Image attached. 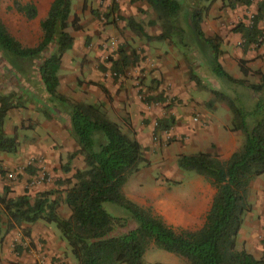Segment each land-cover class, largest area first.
I'll list each match as a JSON object with an SVG mask.
<instances>
[{"label":"trees","instance_id":"obj_1","mask_svg":"<svg viewBox=\"0 0 264 264\" xmlns=\"http://www.w3.org/2000/svg\"><path fill=\"white\" fill-rule=\"evenodd\" d=\"M144 1L153 14L148 24L158 25V36H147L131 18L120 19L129 30L147 41H168L179 50L194 49L209 74L228 88L226 92L210 91L212 100L207 105L224 103L231 116L228 130L243 136L242 144L226 162H220L214 153L202 152L176 158L179 170L202 177L215 190L201 228L193 232L175 231L122 194L127 179L141 164H146L142 148L128 124L127 133H123L117 124L106 118L101 104L70 102L57 92L61 58L73 45L67 30L77 32L80 26L75 16L70 18L71 0H52L38 24L41 36L33 47H23L0 22V56L13 70L18 82H26L33 63L53 45V51L40 61L36 70L46 94L43 113L55 111L65 115L70 137L77 146V151L67 156L63 171L68 172L75 155L82 157L83 169L58 182L52 193H36L32 199L25 193L14 199L0 196V242L4 234L21 224L42 221L54 225L75 264H144L142 257L149 245L183 259L186 264H264V255L255 259L244 250L234 248L243 216L250 210L249 185L264 174V72H254L252 76H257L259 82L251 84L246 81L250 71L245 61L236 62L240 79H234L221 67L218 61L220 38L216 35L205 37L200 29L209 7L217 0H191L190 7L185 6L183 0ZM254 1L220 0L221 8L231 11L238 6L249 7ZM12 9L28 21L37 15L36 8L29 3L12 0ZM116 11L114 5L110 12ZM230 31L240 35L243 50L258 45L259 38L264 35V0H257L249 24L238 22ZM119 49L117 59L110 64L112 72L136 62ZM188 79L199 87L196 75L189 73ZM237 88L251 94L252 106L247 107L249 97L243 96ZM99 89L107 96L102 87ZM160 97L150 100L161 102ZM16 100L14 93L0 95V153L9 155L16 153L18 143L15 134H4L3 125L8 111L16 107ZM173 125L171 116L158 119L154 135L170 130ZM58 188L62 200L50 199ZM60 202L69 211L67 218L57 213ZM106 205L110 212L105 209ZM118 211L121 216L114 215Z\"/></svg>","mask_w":264,"mask_h":264},{"label":"crops","instance_id":"obj_2","mask_svg":"<svg viewBox=\"0 0 264 264\" xmlns=\"http://www.w3.org/2000/svg\"><path fill=\"white\" fill-rule=\"evenodd\" d=\"M107 1L88 0L87 5L92 9L99 4L104 7ZM116 2L118 3L116 11L118 16L124 19L131 18L149 37H156L160 34L157 24L150 28L147 26L148 22L153 20V15L151 16V9L144 0H116ZM251 6L253 7V5L249 7L238 6L231 11L221 8V2L217 0L209 7L200 24V29L205 37L216 35L222 40L220 49L223 54L219 63L222 68L225 67V71L231 77L234 79L242 78L236 62L243 60L250 71L247 78H252L251 84H257L259 82L258 77H253L252 74L256 71L264 72V49L260 48L256 54L254 51L242 53L237 47L241 43V37L239 34L230 31L233 26L228 24V18L225 14L229 12L238 18H241L242 15L254 14L255 10H251ZM205 19L208 20L209 27L203 26ZM241 22L244 23L245 21L242 20ZM107 31L105 29L104 35L107 34ZM109 32L110 40L101 44L102 51L94 53L91 50L87 51L89 55L84 58L85 64L94 63L99 58L106 57V53L113 48H122L123 50L128 48L130 52H134V56H131L130 52H125V54L132 59L134 58L136 62L132 66L120 69L122 74L117 73L116 80H112L111 77H115L112 76L115 72L108 69L107 63V71L96 70L93 71L92 75H89V72L80 68L83 55L74 56L69 59L71 70L66 72V81L70 83L71 91L76 88L73 73L85 83L81 85L80 91L78 89V92L72 95L60 90L64 64L68 60L66 52L61 58L57 72V92L70 102L101 104V109L106 118L117 124L123 133H127L126 124H128L134 139L142 148L143 159L146 164H141L138 171L127 179L125 187L122 188V194L129 202L141 209H148L153 216L159 217L166 224L171 225V222L174 224L184 223L185 217H189L190 214L191 198L190 195L178 194L179 189L183 186L182 182L186 172L176 167L177 156L191 155L197 152L214 153L220 162H226L242 144L243 136L239 132L228 130L231 116L224 103L214 102L211 107L207 108L203 102L207 103L212 100L211 95L204 97V100L194 97L199 94L194 88L195 85L188 80L186 69L180 62L182 58L178 48L168 41L139 40L138 36L127 28L125 21L116 25L113 32ZM138 55L140 56L138 57ZM141 57L144 58L141 59ZM74 70L75 72H73ZM159 76L164 79V82L162 84L152 83V88H150L151 80ZM100 87L106 91L107 96L100 91ZM83 89L86 93H83ZM157 95L161 96V102L150 100ZM248 97V102L250 97L253 101L250 93H248ZM174 99L180 100L181 103L178 105H175L174 101L170 103ZM147 100L149 101L147 102ZM250 103L252 102L250 101ZM189 111L201 113L202 122L200 119L198 120L202 124V131H194L197 129L194 127H200L201 124L191 123V118L188 119ZM56 113L54 111L52 118H50L52 123H47L44 118L36 116L34 119L39 123L38 127L43 133L42 139L47 136L53 137V140L60 145V150L51 151L48 147L43 146L33 148L28 153L29 159L35 160V165L40 167L42 171H46V175L51 172V168L55 165L51 160L54 154L51 153H59L60 156H64L77 151V146L68 131L66 116L58 113L62 115V117H58ZM169 116L173 118L174 126L168 131H159L154 135L156 121ZM63 118L66 119L67 127L61 130L58 126ZM184 121H188L186 126L183 124ZM3 132L8 136L5 133V126ZM180 135L184 136L183 143L175 142L168 145L170 140L178 141ZM77 156L75 155L74 159ZM81 158L80 166L73 170L70 168L65 174L71 172V177L75 171L83 169ZM39 176L40 172H38L37 177ZM29 179L26 183V189L29 192L26 195L34 193L32 195L34 196L43 187H41V183H36L35 176L29 177ZM170 182L178 184H171ZM179 183L182 184L179 185ZM13 186V190H16L22 187V183L13 184ZM255 188L258 189L257 192L260 191L258 199L252 204L250 212L246 213L242 220L235 238L234 248L237 251L244 250L257 259L261 253V246L256 244L255 239L260 232L264 219L262 216L264 211V174L250 183L249 191L251 193ZM214 193L215 190L202 178V224ZM68 216L69 211L62 218ZM28 228L29 236L25 239L35 246V251L32 253L33 259H22L24 261L22 264H34V261L36 262L40 258H43L46 264H75L65 242L60 239L58 231L50 224L41 225L35 222ZM237 244H239L238 247H236ZM1 257L2 259L7 257L3 254V250ZM2 264L8 263L3 262Z\"/></svg>","mask_w":264,"mask_h":264},{"label":"rangeland","instance_id":"obj_3","mask_svg":"<svg viewBox=\"0 0 264 264\" xmlns=\"http://www.w3.org/2000/svg\"><path fill=\"white\" fill-rule=\"evenodd\" d=\"M16 1L20 4L29 3L34 5L37 11V15L35 19L32 21H28L21 14L14 11V9H12V0H0V22L4 26L6 31L9 33V35L12 36L16 41H18L23 47H33L37 44L41 36V32L38 24L45 17L46 11L52 0H16ZM71 2L72 5H71L70 18L72 16H75L77 18L78 24L80 26V30L77 32H73L70 29L67 30L73 38V45L71 50L66 53L68 60L64 64V70H63L64 75L61 78L60 90H64L65 92H68V94L75 95L78 92V89L79 91L81 90V85L85 82L81 81L79 77L73 73L75 77L76 88L74 91L70 90L69 87L70 83H67L66 81V76H67L66 72L71 70L70 68L71 61L69 59H72L74 56L83 55V62L80 64V68L81 70L89 72V75H92L93 71L96 70L100 72L107 71L110 68V64L112 60L117 59L120 50L119 48L111 49L109 52L106 53V57L99 58L94 63L92 62L89 64H85L86 60H84V58H86V56L89 55L87 51L91 50L93 51V53L102 51L101 44L108 42L110 40V35H109L110 32L108 33V31L113 32L116 25L123 22V20L120 19L122 17L118 16L116 13L110 12V9L114 5L117 6L118 4L114 0H110L108 5H105L104 7H102V5L99 4L93 9L87 5L88 0L85 1L71 0ZM100 2H102V0H100ZM256 2L257 0L253 2L252 4L253 7L251 6V10H255ZM190 3L191 0H183V4L185 6L190 7L189 5ZM83 4H84V8H83ZM246 13H248V11H246ZM225 14L226 17L228 18L227 21L228 24L232 25L233 27L242 20L245 21L244 24H249V19L253 15V14L242 15L241 18H238L235 15L230 14L229 12H226ZM152 15L153 14H151V16ZM203 23H204L203 24L204 27H209V22L207 19H205ZM142 25H144L143 22ZM258 25L259 28H261L262 23L259 22ZM147 26L150 28L152 25L148 24ZM105 29L108 30L106 35H104ZM138 39L145 40L139 36ZM258 42H259L258 45H251L246 50L242 49L241 43L237 47L240 49L242 53H245L247 51H254V54H256L260 48L264 49V35L263 37L259 38ZM221 44H222V40L219 39L218 46L221 52L219 59L223 54V51H221L220 49ZM140 50L142 51V49ZM52 51H53V45H51L48 49L45 50V52L41 54L40 60L33 63L32 69L29 72V76L26 82L23 80L18 82L13 70L0 56V95L14 93L17 96V100L14 103V106L16 107H14L8 112L7 117L4 121L5 133L8 136H11L13 134L16 135L17 143H18L17 151L16 153L11 155L0 153V168H1L0 196H3L8 199H14L16 198V196H19L24 193L27 194L29 192V190L26 189V183L30 180L29 177L35 176L36 183L38 181H39L38 183H41V187H43V189L37 191V193H41V192L52 193L55 192L56 190L55 188L56 184L70 177L71 174V172L69 174H65V172L63 171V167L67 166L66 161L68 154L64 156H60L59 153H51L54 154L53 156L54 159L51 158V160L55 165L51 168V172L49 173L47 172L48 173L47 175H46V171H42L40 167H37L35 165L36 164L35 160L29 159L28 157V153L33 148L46 146L49 148V150L56 152L61 148L60 145L53 140V137L47 136L46 138L42 139L43 133L41 129L38 127L39 123L34 119V116H36V117L44 118V120H46L47 123H52L50 118H52L53 116L52 114L54 112L50 111L47 113L46 112L43 113L44 110L43 106H44V101L46 99V94L43 90L41 83L39 82L38 75L36 72L37 66L40 63V61L46 58ZM123 52H130V51L127 48L123 50ZM179 52L182 58L180 59V62L186 69L187 77L189 73L194 74L197 76L198 81L200 82L199 87L196 86L194 87L199 95H195L194 97H196L197 99L204 100V97H206L207 95H211L210 91L212 90L223 91V92L228 91V88L225 85L220 83L218 80H216L213 76L209 74L205 66V63L201 61L197 53L194 52V49H192L191 51L190 49L188 51L186 49H183V50H179ZM139 56L140 55H138V57ZM142 58L144 57H141V59ZM130 62L133 63V60ZM106 63L109 66L108 69L106 67ZM223 69L226 70L225 67ZM73 72H75V70ZM114 72H115L114 74L116 75L117 73L122 74L121 70H117V71L115 70ZM111 78L112 80L113 79L116 80V77H111ZM251 80L252 78L249 79L246 78V81L248 83H250ZM163 82L164 79L161 76H159L158 78L156 77L155 79L151 80L150 88H152V83L162 84ZM236 90L239 91L241 94H243V96L248 97L249 92L247 90L242 88H237ZM83 93H86L84 89H83ZM173 101L175 105L181 103L180 100L177 99L172 100L170 103H173ZM250 101L252 102L251 97L249 102L248 101L246 102L247 107L248 105L250 106L252 104L250 103ZM192 102L196 103L197 101L196 102L192 101ZM207 103L203 102L204 106L209 108ZM56 114L58 117H62V115H59L58 113ZM195 116H197V118L200 119L202 122L201 113L196 111L188 112V119ZM188 121L183 122L184 126H186ZM58 127L61 128V130L62 128L67 127L66 119L63 118V120H60ZM194 128H197L194 129V131L196 130L200 132L202 131V124L200 127L195 126ZM183 138L184 136L180 135L179 139H177L178 141L170 140L168 141V145L175 142L183 143L184 142ZM80 158H81L80 155H78L76 159L73 158V160L70 161L69 166L70 165L71 166L70 167L68 166L69 170L70 168L73 170L76 169V167L80 166ZM38 172H43V177H41V179L37 177ZM8 173L14 174L13 180L6 179L5 174ZM184 176L185 178L182 182L183 186H181V188L179 189L178 194H183L185 196L190 195L191 209H190L189 217H185L184 223L180 222L179 224H174L171 222L170 224L173 226L166 224L163 221L162 222L166 226L174 229L175 231L183 230V231L193 232L200 229L202 226V177L191 172L184 173ZM20 183H22V187H20L21 189L19 188L13 190L14 187L13 184L16 185ZM182 183H179V185H181ZM125 185L126 183L124 184V187ZM127 188L126 190H128ZM57 190L58 191H56L54 196L51 195L50 199L57 197V201L58 200L61 201L63 196L62 192L60 191V188H58ZM256 190L258 189L255 188L252 193L248 191V202L250 204V210L252 204H254L257 201L258 195L260 193V191L257 192ZM32 195H28V197L32 199L36 194L34 196ZM263 206H264V191H263ZM107 208L108 206L106 205L105 209L109 210ZM146 211L149 210L146 209ZM67 212L68 211L66 207L60 202L58 204L57 213L60 215V217H64L66 216ZM114 215L121 216L119 211L116 212ZM262 216L264 218V211L262 213ZM1 218L2 220H5L3 215H1ZM37 222L38 224L41 225L46 224L43 223L42 221H37ZM50 225L53 228H55L54 225L52 224ZM28 226L29 224H21L20 227L14 228L8 231L6 234H4L0 242V264H2L3 262L8 264H22V262H24L22 261V259H29V260L33 259L32 253L35 251V246L32 243H30L28 240H26L29 236ZM255 242L257 245L261 246V253L260 256L257 258L259 259L262 255H264V219L260 232L257 238L255 239ZM238 246L239 244L236 245V247ZM2 250H3V254L7 256L6 258L3 259L1 257ZM52 260L56 261L55 259ZM142 260L144 264H186L183 259L174 256L172 254H168L163 251H160L156 249L153 245H149L146 248Z\"/></svg>","mask_w":264,"mask_h":264},{"label":"built area","instance_id":"obj_4","mask_svg":"<svg viewBox=\"0 0 264 264\" xmlns=\"http://www.w3.org/2000/svg\"><path fill=\"white\" fill-rule=\"evenodd\" d=\"M102 1H106V0H102ZM115 2H116V0H114ZM110 2V0H108L107 2H106V5H108V3ZM112 76H117L116 74H113ZM191 123L192 124H196V125H199V124H201V122L198 120V118L197 117H192L191 118ZM0 171H1V168H0ZM5 177H6V179H8V180H13V178H14V174H12V173H8V174H5ZM41 177H43V172H40V176H39V178L41 179ZM39 182V181H38ZM35 264H46V262L44 261V259L43 258H40L38 261H36L35 262Z\"/></svg>","mask_w":264,"mask_h":264}]
</instances>
